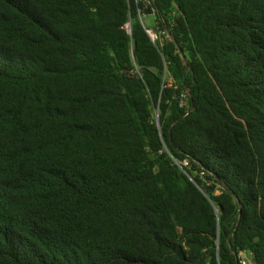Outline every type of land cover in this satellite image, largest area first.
<instances>
[{
	"label": "trees",
	"instance_id": "trees-1",
	"mask_svg": "<svg viewBox=\"0 0 264 264\" xmlns=\"http://www.w3.org/2000/svg\"><path fill=\"white\" fill-rule=\"evenodd\" d=\"M0 264H264V0H0Z\"/></svg>",
	"mask_w": 264,
	"mask_h": 264
},
{
	"label": "rangeland",
	"instance_id": "rangeland-1",
	"mask_svg": "<svg viewBox=\"0 0 264 264\" xmlns=\"http://www.w3.org/2000/svg\"><path fill=\"white\" fill-rule=\"evenodd\" d=\"M144 21H145L146 25L150 27V25L153 22V18H152V16L144 17Z\"/></svg>",
	"mask_w": 264,
	"mask_h": 264
},
{
	"label": "built area",
	"instance_id": "built-area-1",
	"mask_svg": "<svg viewBox=\"0 0 264 264\" xmlns=\"http://www.w3.org/2000/svg\"><path fill=\"white\" fill-rule=\"evenodd\" d=\"M148 33L150 34L151 38L155 41L158 39V36L156 33H154L152 30H149Z\"/></svg>",
	"mask_w": 264,
	"mask_h": 264
},
{
	"label": "water",
	"instance_id": "water-1",
	"mask_svg": "<svg viewBox=\"0 0 264 264\" xmlns=\"http://www.w3.org/2000/svg\"><path fill=\"white\" fill-rule=\"evenodd\" d=\"M128 29H129V31L131 32V25H128ZM188 69H189V67H188ZM213 190V189H212Z\"/></svg>",
	"mask_w": 264,
	"mask_h": 264
}]
</instances>
